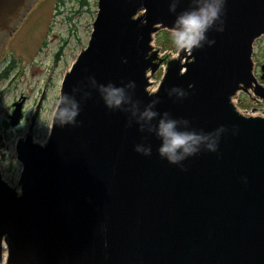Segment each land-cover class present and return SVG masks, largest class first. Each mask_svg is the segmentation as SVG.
I'll list each match as a JSON object with an SVG mask.
<instances>
[{
	"label": "water",
	"instance_id": "obj_1",
	"mask_svg": "<svg viewBox=\"0 0 264 264\" xmlns=\"http://www.w3.org/2000/svg\"><path fill=\"white\" fill-rule=\"evenodd\" d=\"M32 1L0 0V40L8 36L0 58L9 50L22 56L17 76L53 14L54 0L30 9ZM191 3L97 0L88 44L60 85L59 101L67 94L64 106L80 107L78 126L56 122L57 105L48 138L34 141L46 83L16 142L17 185L0 172L5 264H264V117L232 103L242 92L264 106L252 58L264 35V0H225L223 31L217 22L201 48L171 58L153 46L154 36ZM159 68L164 74L151 92ZM260 70L261 81L264 64ZM109 84L125 89L119 109L105 107L101 88ZM152 101L159 102L149 109ZM23 102L14 104L11 127L22 119ZM146 109L157 115L144 118ZM162 119L199 138L177 165L157 153Z\"/></svg>",
	"mask_w": 264,
	"mask_h": 264
},
{
	"label": "rangeland",
	"instance_id": "obj_2",
	"mask_svg": "<svg viewBox=\"0 0 264 264\" xmlns=\"http://www.w3.org/2000/svg\"><path fill=\"white\" fill-rule=\"evenodd\" d=\"M96 12L97 0H54L53 14L50 17L41 45L34 58L24 65L19 75L17 76L21 67L22 56H14L13 51L9 50L0 58V72L5 68L7 61L11 59L14 61V68L9 71L7 79L0 81V129H2L6 115L11 111V102L14 101L15 104L24 99L22 105L24 107L25 97H27L26 116L22 123L17 125L18 128L16 126L11 127L10 130H2L5 132L6 144L0 155V172L2 179L11 187L17 185L22 170L21 164L16 160V142L19 138H24L28 125L31 123L30 117L35 109L34 105L41 95L43 81L51 70L54 54L59 49L61 50V58L49 75L51 84L46 92V97L44 96L43 99L42 112L39 113V119L36 121L34 129V141L36 143H44L49 136L52 117L60 98L61 82L79 53L86 48ZM153 46L159 48L161 53H170L171 58L176 57L177 50L174 49L169 31L163 30L156 33ZM252 58L255 63V77L264 86V79L259 80L262 74L260 66L264 64V35L254 42ZM163 74V68H159L150 77L149 91L156 90ZM232 103L240 112L246 111L250 114L253 109L255 110L253 115L257 114L256 116L261 117L264 112L263 105H253L248 95L242 92H239L237 97L232 99ZM6 255V246L2 244L0 254L2 264H5Z\"/></svg>",
	"mask_w": 264,
	"mask_h": 264
},
{
	"label": "clouds",
	"instance_id": "obj_3",
	"mask_svg": "<svg viewBox=\"0 0 264 264\" xmlns=\"http://www.w3.org/2000/svg\"><path fill=\"white\" fill-rule=\"evenodd\" d=\"M180 3V0H178ZM225 0H192L189 9L180 12L169 29L171 39L177 52H187L191 54L194 49H199L203 46L202 41L206 39L207 33L213 26L219 22L221 27L216 29L217 32L223 31V14ZM177 5L173 4L169 7L170 13H175ZM215 41H211L214 43ZM134 82L129 83L127 87H134ZM191 87V86H190ZM103 101L108 109H119L125 101V89L123 87H115L109 84L107 87H102ZM182 96L186 93L181 92ZM68 100L67 94H64L58 102L57 114L55 121L61 126H78L77 117L80 114V107L77 103H71V107L64 106ZM159 101H152L149 109ZM157 113L145 110L142 114L148 120L153 119ZM165 116L168 113L164 114ZM176 121L160 120L158 123L157 136L161 139L162 146L157 149L160 158L166 159L171 165H177L186 157L192 156L195 149L192 145L198 143L199 138L188 133L177 132L174 130ZM142 130V129H141ZM134 151L144 156L151 155V149H142L135 146ZM18 195L20 192L18 191Z\"/></svg>",
	"mask_w": 264,
	"mask_h": 264
},
{
	"label": "flooded vegetation",
	"instance_id": "obj_4",
	"mask_svg": "<svg viewBox=\"0 0 264 264\" xmlns=\"http://www.w3.org/2000/svg\"><path fill=\"white\" fill-rule=\"evenodd\" d=\"M36 0H33L32 1V3H31V5H30V9H31V7H32V5L34 4V2H35ZM29 9V10H30ZM6 37H8L7 35L6 36H4L2 39L4 40ZM0 40V45H2V43L4 42L3 40ZM5 48V47H4ZM61 58V50L59 49L55 54H54V61H53V63H52V67H50V69H52L53 70V67H56V65H57V62H58V60ZM12 60V59H11ZM11 60H9V61H7V63H6V65H5V68L0 72V74L1 73H3V72H7V76H8V74H9V71L11 70V69H13L14 68V64H13V60L11 61ZM2 62V61H1ZM49 75H51V70H49V74H48V76ZM3 79H5V77L4 78H1L0 79V81L1 80H3ZM10 82H11V80H10ZM46 83H47V85H46ZM50 84H51V81H49V78H47L46 79V81H45V83H44V85H43V88H42V91H43V89H44V87H45V85H46V89H45V97H46V92H47V90H48V88L50 87ZM42 91H41V93H42ZM40 93V94H41ZM20 97H23V96H20ZM26 98V102L24 103V107H22V114H23V116H22V119H21V121H20V123H22V121L25 119V116H26V104H27V97H25ZM37 102L38 101H36V103H35V105H34V108L36 107V105H37ZM14 101H12L11 102V111H9V114L8 115H6V119L4 120V123H3V126H2V129H0V141H1V143H5V141H6V136H5V132H2V130H10V128H11V126H10V121H9V117L11 116V112H12V106H13V110H14ZM43 107V105L41 106V109H40V112H42V108ZM34 111V110H33ZM38 119H39V117H38ZM20 125V124H19ZM36 126V125H35ZM16 128H18V126L16 127ZM16 128H13V129H16ZM6 144V143H5ZM4 144V145H5ZM0 155H1V152H0Z\"/></svg>",
	"mask_w": 264,
	"mask_h": 264
},
{
	"label": "trees",
	"instance_id": "obj_5",
	"mask_svg": "<svg viewBox=\"0 0 264 264\" xmlns=\"http://www.w3.org/2000/svg\"><path fill=\"white\" fill-rule=\"evenodd\" d=\"M174 49H176V48H174ZM4 77H5V79H7V72H3L0 74V79L4 78Z\"/></svg>",
	"mask_w": 264,
	"mask_h": 264
},
{
	"label": "built area",
	"instance_id": "obj_6",
	"mask_svg": "<svg viewBox=\"0 0 264 264\" xmlns=\"http://www.w3.org/2000/svg\"><path fill=\"white\" fill-rule=\"evenodd\" d=\"M257 115V114H256ZM262 116H264V112L261 114Z\"/></svg>",
	"mask_w": 264,
	"mask_h": 264
}]
</instances>
